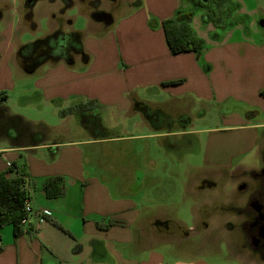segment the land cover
Instances as JSON below:
<instances>
[{
  "label": "crops",
  "instance_id": "crops-1",
  "mask_svg": "<svg viewBox=\"0 0 264 264\" xmlns=\"http://www.w3.org/2000/svg\"><path fill=\"white\" fill-rule=\"evenodd\" d=\"M22 1L0 0V9H4L0 20V91L7 92L5 104L12 114L24 117V110L32 107L28 104L32 98L41 106L52 105L51 101L57 100L60 102L58 109L65 110L70 107V98L83 97L96 104L91 114L103 109L109 111V118L138 116L140 120L135 124L146 126L144 136L149 139V123L133 110V101L160 108L170 117L187 116L190 119L184 130L156 134L167 137L197 133L190 129L191 107L184 109V104L194 106V100L233 97L256 109L261 114L260 120L250 123L243 116L231 114L222 119L225 130L208 131L207 146L214 149L218 143L210 144L211 139H219L220 135L227 133L234 137L231 144L233 150L237 149L234 153L239 154L248 150L244 147L246 141L252 142L256 131L264 127V97L260 95L264 89V29L257 24L259 18L264 19V0H234L236 10L230 12L224 29L219 30L221 35L217 32L216 39L210 37L216 31L210 24L209 41L201 26L204 23L196 21V13L192 24L205 42L200 61L193 53L172 55L161 27L152 30L147 25L148 16L159 22L167 20L175 12L191 8V1L131 0L139 7L114 19L107 30L108 25L92 23L86 17L94 32L87 35L80 31L83 48L90 56V63L84 71L69 70L63 64L54 67L43 65L28 74L29 81L20 76V73L26 74L15 59L16 48L23 44L17 31ZM45 4L50 6L44 10L52 31L56 26L50 16L59 4ZM229 19L234 27L230 28ZM203 65L207 66L206 70ZM175 80L182 82L162 86ZM149 88L159 96L158 100H148L141 93ZM16 100H24L27 105L22 109L15 105ZM200 108L204 109L203 103ZM91 114H86L85 121L92 117ZM66 116L69 119L70 114L65 115V119ZM139 136L91 137L65 140L62 144L49 142L32 148L11 147L0 140V173L11 166L12 172L7 177L22 176L32 210L22 225L23 234L13 241L7 235L4 242H0V264H84L89 256H93L97 245L98 248L103 246L105 257H109L113 264H164V256L154 247L157 244L155 234H166L158 233L151 226L153 220H163L153 214L149 221L152 223L146 225L149 230L146 239L137 238L135 233L138 230L132 226L140 219L141 213L135 199L112 195L113 191H126L133 195L148 191L146 179L149 170L143 169L142 165L119 161L117 156L111 158L114 154L111 151L97 152L99 146L110 149L112 144L136 141ZM92 146L96 147L95 151ZM121 158L125 160L126 156ZM212 166L223 168L227 164L214 163ZM48 177L62 178V196H45L43 182ZM192 192H195L194 186L190 189ZM152 200L154 204L160 203L154 198ZM38 211L48 212L49 218L40 223L34 215ZM189 213L193 215L192 205ZM97 221H114L116 224L103 231L95 224ZM102 237L108 242L102 241Z\"/></svg>",
  "mask_w": 264,
  "mask_h": 264
},
{
  "label": "rangeland",
  "instance_id": "rangeland-1",
  "mask_svg": "<svg viewBox=\"0 0 264 264\" xmlns=\"http://www.w3.org/2000/svg\"><path fill=\"white\" fill-rule=\"evenodd\" d=\"M130 1L122 0V3L109 4L106 0H101V9L109 12L113 19H119L124 12L131 10V7L128 5ZM243 1L246 2V0ZM231 3L233 4L231 13H234L236 3L234 0H231ZM46 7L50 8L45 3H37L35 6L34 21L37 27L34 31L26 29L22 22H19L20 30H17L19 34L18 39L23 44L32 42L49 33L51 26L44 10ZM78 12V8L75 6L66 13V16L71 20V25L66 27L64 31L67 33L72 30L85 31L87 35H91L94 32L93 27L89 25L86 17ZM196 13V21L203 23L201 14L205 13V10H197ZM231 17L233 19L232 14ZM259 21H264V19L259 18L257 23ZM228 24H231V19H229ZM201 26L205 31V37L209 41L208 33L211 31L209 28L211 25L204 24ZM232 26L231 24L230 28ZM216 32H218L219 36L221 35L219 31L216 30ZM234 38H237V35ZM78 67H80V59L76 58L75 69ZM20 76L25 78L23 80H30L28 73L26 75L20 73ZM23 80L22 87H24ZM142 92L148 100L159 99V96L150 88ZM32 99L28 100V104L32 107H27L28 110H24L23 115L25 119L33 121L34 124H37V121H41L38 123L46 124L49 129V139H53L57 135H61L64 140L91 138L89 134L81 129L74 115H70L69 119L67 116L66 119L65 117L60 118L58 115L60 108L58 109L56 105L48 104L41 106L38 100ZM14 102L16 106L22 109L25 107L23 105H27L24 100H16ZM192 102L195 104L194 106L187 104L182 106L184 109L191 107L192 118L190 129L197 132L188 136L172 135L163 137V135H156L157 132L153 131L150 127L148 132L151 136L149 139H146V136H144L146 126L140 127V125L136 126L135 124L140 120L137 115V117L128 118L122 117V115L109 118L107 116L109 111L101 109L97 113L102 117L103 124L112 136L118 137L134 134L141 136L136 141H123L114 145L112 144L110 149H107L106 146H99L97 147V152L111 151L114 153L111 154V158L117 156L119 157V161L132 162L139 167L142 165V168L145 170H149L147 172L149 177L146 179L148 191L135 193L134 195L126 191H113L112 195L135 199L134 201L137 203L139 212L141 213L140 219L132 226L138 230L135 233V237L137 238L146 239L149 232L146 225L154 222V220L149 222L153 214L159 215L163 221L170 222L169 228L173 230V235L166 234L163 236L155 234V242L157 244H155L154 248L160 252V255L164 256V264H235L232 258L228 257L224 251L225 243L223 239L230 236L225 233L221 226V220L224 221L230 214L225 213L226 215H221L218 214L220 213L218 211H212L214 205L227 206L233 190L230 189L226 182L224 184L220 183L216 188L198 190L194 193H190V189L202 178L208 180L217 179L219 171L215 170L216 166H212L214 163H228V165L243 163L247 167L253 163L254 152L246 153V155L239 158H233L237 154L234 153L237 149L233 150L231 143L234 142V137H229L227 133L220 135L221 138L219 139H211L210 144L215 145L216 142L218 143L214 146V149L207 146L208 131L212 129L225 130L226 126L222 122V119L231 114L243 116L249 119L250 123L260 120L261 114H258L256 109L243 100L233 97H227L224 100L214 98L213 100H194ZM202 103L204 109L200 108ZM162 128L167 130L165 126H162ZM178 129H184V127L178 126ZM246 143L244 147L250 149L251 141H246ZM95 148L92 146L93 151L96 150ZM121 156H126V159L123 160ZM153 198L160 203L154 204ZM148 202L149 204L146 205ZM142 205H144V208ZM190 205L193 206V215L189 213ZM202 209L206 210V214H209V217L206 218L209 221L208 228L202 232H190L185 238L176 236L175 232L178 231V226L188 231H191L195 227L196 222L202 214ZM103 223L106 225L107 221ZM7 230L10 231L8 234L6 233ZM7 235L13 241L10 226L0 229L1 243L4 242V238ZM102 241L108 242L105 237H102ZM89 245H92V242ZM84 264H113V261L109 257L100 260L91 255Z\"/></svg>",
  "mask_w": 264,
  "mask_h": 264
},
{
  "label": "trees",
  "instance_id": "trees-1",
  "mask_svg": "<svg viewBox=\"0 0 264 264\" xmlns=\"http://www.w3.org/2000/svg\"><path fill=\"white\" fill-rule=\"evenodd\" d=\"M227 1L206 0L205 4L196 1L195 5L198 8L205 9V13L201 14L202 22L211 24L217 31L223 30V25L230 15V9L226 5ZM39 2L59 4L57 10L50 16L56 27L43 37L16 48L15 59L19 67L26 74H32L43 65L54 67L58 64H63L69 70L84 71L90 63V56L83 48V34L80 31L72 30L69 33L64 31L71 25V20L66 16V13L77 6L79 12L92 23L108 25L106 30L113 25L115 18L113 19L109 12L101 9V0H23L19 16L20 21L28 30L34 31L37 27L33 10ZM106 2L116 4L117 2L122 3V0H106ZM216 3L218 6L215 5ZM128 5L131 9L139 7L135 2H130ZM3 11L4 9H0V20ZM195 14L196 11L191 9L177 11L171 18L161 22L148 16L147 25L152 30L161 27L166 46L172 55L193 53L200 61L205 50V42L192 24ZM210 37L216 39L217 32H213ZM76 58L80 59V67L77 69H75ZM203 67L206 70L207 66L203 65ZM181 82L182 80L170 81L163 83L162 86L176 85ZM260 95L264 97V89L261 90ZM7 99V92L0 91V140L6 141L11 147L25 148L37 147L49 142L52 144L64 143L65 140L61 135L49 139V129L46 124H34L21 115L12 114L5 104ZM51 103L59 107L60 102L52 100ZM69 105L68 109L59 110L60 118H64L67 114L74 115L81 129L95 139H106L111 136L109 130L103 125L102 117L98 113L91 114V110L96 105L94 101L84 100L83 97H73L70 98ZM132 107L145 118L151 129L158 133L174 132L179 130L178 126L186 129L190 124V119L187 116L170 117L162 109L151 108L142 102L133 101ZM86 114H91L92 117L85 121ZM162 126H165L167 130H164ZM11 172L12 167L10 166L7 171L0 173V229L10 226L13 240H16L23 234L21 221L26 217L23 207L24 203H28V196L22 176L19 178L7 177ZM43 190L47 198L62 196L64 193L62 178H46L43 182ZM95 224L104 231L115 225L116 222L108 221L105 225L102 221H97ZM167 224L170 222L156 220L151 226L160 231L165 229ZM180 228L178 226V229Z\"/></svg>",
  "mask_w": 264,
  "mask_h": 264
},
{
  "label": "flooded vegetation",
  "instance_id": "flooded-vegetation-1",
  "mask_svg": "<svg viewBox=\"0 0 264 264\" xmlns=\"http://www.w3.org/2000/svg\"><path fill=\"white\" fill-rule=\"evenodd\" d=\"M192 2L191 10H205L198 8L196 1L205 4L206 0H188ZM217 5V3L215 4ZM226 5L232 12L233 7L231 0ZM218 6V5H217ZM236 7V6H235ZM191 134L181 133L180 136ZM251 148L240 152L235 157H241L246 153L254 152V161L250 166L246 164L228 165L223 168H215L219 173L216 180L202 178L194 185L195 192L198 190L216 188L220 183L226 184L232 189L231 199L227 206L214 205L212 211H218L221 215L229 213V217L224 221L221 220L222 228L230 237L224 238V251L226 255L232 258L235 264H264V127L256 131V136L251 142ZM251 150V151H249ZM201 211V210H200ZM201 216L195 224V227L188 231L178 229L175 232L179 238H185L190 232H202L208 228L206 210L202 209ZM226 215V214H225ZM220 222V221H219ZM157 231L167 235H173V230L169 228ZM168 232V233H167ZM231 239V240H229ZM98 245L95 247L93 256L96 259L106 257L97 252Z\"/></svg>",
  "mask_w": 264,
  "mask_h": 264
},
{
  "label": "built area",
  "instance_id": "built-area-1",
  "mask_svg": "<svg viewBox=\"0 0 264 264\" xmlns=\"http://www.w3.org/2000/svg\"><path fill=\"white\" fill-rule=\"evenodd\" d=\"M24 212L26 217L21 221V224L24 225L27 221V216L32 213L30 205L26 202L24 203ZM34 215L39 219L40 223L49 218V213L45 211H38Z\"/></svg>",
  "mask_w": 264,
  "mask_h": 264
},
{
  "label": "water",
  "instance_id": "water-1",
  "mask_svg": "<svg viewBox=\"0 0 264 264\" xmlns=\"http://www.w3.org/2000/svg\"><path fill=\"white\" fill-rule=\"evenodd\" d=\"M257 24H258L259 27L264 28V21H259ZM97 252L100 255L105 257V253H104V249H103L102 245H99V248L97 249Z\"/></svg>",
  "mask_w": 264,
  "mask_h": 264
}]
</instances>
